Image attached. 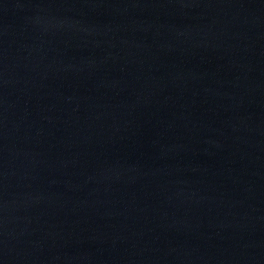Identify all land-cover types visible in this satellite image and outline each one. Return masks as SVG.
I'll return each instance as SVG.
<instances>
[{
    "label": "water",
    "instance_id": "1",
    "mask_svg": "<svg viewBox=\"0 0 264 264\" xmlns=\"http://www.w3.org/2000/svg\"><path fill=\"white\" fill-rule=\"evenodd\" d=\"M0 264H264V0H0Z\"/></svg>",
    "mask_w": 264,
    "mask_h": 264
}]
</instances>
